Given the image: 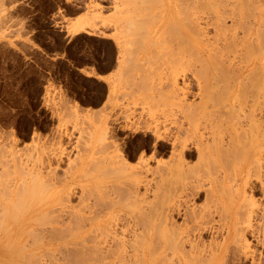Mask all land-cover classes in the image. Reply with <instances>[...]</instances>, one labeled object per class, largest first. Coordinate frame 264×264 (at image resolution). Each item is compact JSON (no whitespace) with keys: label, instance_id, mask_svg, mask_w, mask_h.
I'll return each mask as SVG.
<instances>
[{"label":"rangeland","instance_id":"374dc122","mask_svg":"<svg viewBox=\"0 0 264 264\" xmlns=\"http://www.w3.org/2000/svg\"><path fill=\"white\" fill-rule=\"evenodd\" d=\"M70 1L0 0V171L5 169L4 177L11 178L8 201L20 198L14 222L13 215L8 222L7 217L2 218V226L11 225L0 228V264H209L211 243L222 244L232 225L245 234L253 255H245L229 242L223 264H264V0H212L215 7L205 0L209 11L202 6L203 0H88V15L67 25L72 34L86 31L74 40L72 62L85 58L115 68L108 80L106 105L93 112L79 111L76 103L64 99L61 90L56 98L50 97L49 86L44 98L40 97L49 75L60 79L71 95L92 103L105 93L102 83L79 75L64 60L44 57L34 47L38 41L48 49H60L63 32L56 31L58 21L51 15ZM100 2L108 5L103 7ZM123 25L127 26L125 34L120 32ZM127 60L135 64L131 66ZM211 95L215 96L212 103ZM237 105L244 107L241 112ZM251 122L253 131L249 130ZM245 128L249 134L244 133ZM103 133L109 136L105 139ZM233 136L237 140L234 146L230 143ZM119 146L128 169L119 161ZM196 146H207L201 150H207L204 155L209 152L210 157L198 154ZM181 149L185 153L180 156ZM214 149L227 151L220 154ZM33 170L37 180L30 177L35 175ZM26 176L30 180L26 178L25 184ZM13 177L17 179L13 181ZM130 179L141 180L136 183L138 192L130 191V183L126 185L134 182ZM1 184L0 180L4 190L6 182ZM22 184L33 190L23 191L26 186L21 188ZM17 188L24 192L21 197L15 193ZM3 195L0 192V204L7 202ZM246 212L251 214L250 222ZM74 216L78 222L73 221ZM188 239L199 241L198 246L192 249L194 242L190 244ZM119 240H124L121 248L116 247L121 245ZM171 243L183 247L174 248ZM76 246L78 252L72 251Z\"/></svg>","mask_w":264,"mask_h":264},{"label":"bare ground","instance_id":"6f19581e","mask_svg":"<svg viewBox=\"0 0 264 264\" xmlns=\"http://www.w3.org/2000/svg\"><path fill=\"white\" fill-rule=\"evenodd\" d=\"M196 1H197V0H196ZM203 1H204L205 4H202V6H205V8L209 11V7H208L209 3L206 4V2H208V1H205V0H203ZM203 1H202L201 3H203ZM210 1L213 2L212 0H210ZM133 2H134V1H133ZM223 2H224V1H223ZM138 3H139V2H138ZM185 3H186V2H185ZM199 3H200V2H199ZM213 3H214V2H213ZM213 3H212L211 5H213ZM256 4H257V3H256ZM215 5H216V4L214 3V7H215ZM143 6H144V5H143ZM206 6H207V7H206ZM209 6H210V5H209ZM231 6H232V5H231ZM231 6H230V7H231ZM196 8L198 9V7H196ZM211 8H212V6H211ZM132 9H133V8H132ZM136 9L139 10L140 8H139V9L136 8ZM146 9H147V8H146ZM199 9H200V8H199ZM201 9H202V8H201ZM143 10H144V9H143ZM202 10H203V9H202ZM202 10H201V12H202ZM212 10H213V8H212ZM125 12H126V11H125ZM127 12H128V11H127ZM134 12H136V11H134ZM137 12L140 13L139 11H137ZM141 12H142V11H141ZM143 12H144V11H143ZM204 12H205V11H204ZM212 12H213V11H212ZM228 12H229V11H227V13H228ZM210 14H211V13H210ZM244 14H245V13H244ZM181 15H182V14H181ZM213 16H214V15H213ZM213 18H214V17H213ZM220 18H221V19H220ZM220 18H219V19L222 20V17H220ZM237 18H238V17H237ZM141 19H142V18H141ZM225 19H226V18L224 17V20H225ZM232 19H234V18H232ZM243 19H244V18H243ZM127 20H128V19H127ZM133 20H134V19H132V20H128V21H132V22H133ZM156 20H157V19H156ZM215 20H216V19H215ZM128 21H126V22H128ZM211 21H212V20H211ZM244 21H245V20H244ZM214 22H215V21H214ZM220 22H221V21H220ZM220 22H219V25H220ZM241 22H242V21H241ZM145 23H147V22H145ZM151 23H152V22H151ZM215 23H216V22H215ZM130 24L133 25V23H129V25H130ZM210 24H211V22H210ZM222 24H224V22H223ZM250 24L253 25V23H250ZM250 24H249V30L253 28L252 25H250ZM259 24H260V22H259ZM263 24H264V23H263ZM131 25H130V27H132ZM141 25H142V24H141ZM141 25H139V26H141ZM219 25H218V26H219ZM214 26H215V25H214ZM218 26H217V28H218ZM250 26H251L252 28H250ZM143 27H144V26H143ZM222 27L224 28L225 25L222 26ZM121 28H122V27H121ZM121 28H120V32H122V33L124 32V34H125V31L127 30V26H124V25H123V29H121ZM197 28H198V27H197ZM125 29H126V30H125ZM143 29H144V28H143ZM199 29H201V28H199ZM215 29H216V28H215ZM247 29H248V28H247ZM122 30H123V31H122ZM166 30H168V29H166ZM166 30H165V32L168 33V31H166ZM219 30H220V29H219ZM222 30H223V29H222ZM226 30H227V29H226ZM244 30H245V29H244ZM76 31H77V30H76ZM138 31H139V30H138ZM216 31H217V30H216ZM220 31H221V30H220ZM224 31H225V29H224ZM139 32H140V31H139ZM246 32H247V31H246ZM249 32H250V31H249ZM131 33H132V32H131ZM201 33H202V32H201ZM203 33H204V32H203ZM261 33H262V32H261ZM124 34H123V35H124ZM134 34H135V33H134ZM120 35H121V34H120ZM236 35H237V34H236ZM236 35H235V36H236ZM118 36H119V35H118ZM124 36H125V35H124ZM130 36H131V35H130ZM132 36H133V33H132ZM198 36H199V35H198ZM248 36H249V35H248ZM120 37H121V36H120ZM126 37H127V36H125V38H126ZM122 38H123V37H122ZM231 38H232V37H231ZM252 38H253V37H252ZM227 39H228V38H227ZM124 40L126 41V39H123V41H124ZM241 40H242V39H241ZM248 40H249V39H248ZM227 41H228V40H227ZM253 41H254V43H255V40H253ZM253 41H252V42H253ZM260 41H261V40H260ZM161 42H162V41H161ZM235 42H236V41H234L232 44L234 45ZM244 42H245V41H244ZM125 44H126V43H125ZM227 44H228V43H227ZM232 44H231V45H232ZM235 44H236V43H235ZM245 44H246V43H245ZM241 45H242V44H241ZM245 46H246V45H245ZM260 46H261V45H260ZM216 47H217V46H216ZM232 47H233V46H232ZM249 47H250V46H249ZM261 47H262V46H261ZM212 48H213V47H212ZM224 48H226V47H224ZM234 48H235V47H234ZM259 48H260V47H259ZM259 48H258V52H260V54H261V51H260ZM263 48H264V47H263ZM214 49H217V48H214ZM245 49H246V48H245ZM217 50H220V49H217ZM234 50H235V49H234ZM250 50H252V49H249V51H250ZM262 50H263V49H262ZM127 51H128V50H127ZM134 51H135V50H134ZM221 51H222V50H221ZM226 51H227V49L225 50V52H226ZM249 51H248V52H249ZM263 51H264V50H263ZM263 51H262V53H264ZM131 52H132V54H131ZM225 52H224V53H225ZM235 52H236V51H235ZM216 53H218V52H216ZM228 53H229V52H228ZM249 53H250V52H249ZM251 53H252V52H251ZM253 53H254V52H253ZM127 54H128V53H127ZM129 54L131 55L130 57H132L134 53H133V51H129ZM211 54H212V53H211ZM214 54H215V53H214ZM219 54H220V53H219ZM219 54H217L216 56H219ZM254 54H255V53H254ZM251 55H252V54H251ZM224 56H225V55H224ZM247 56H248V57H251L249 54H247ZM212 57H213V56H212ZM231 57H232V56H231ZM242 57H243V56H242ZM128 58H129V57H128ZM132 58H133V57H132ZM214 58H215V55H214ZM215 59H216V58H215ZM229 59H230V58H229ZM241 59H242V58H241ZM136 60H137V58H136ZM217 60H218V58H217ZM220 60H221V59H220ZM127 61H129V60H127ZM134 61H135V60H134ZM227 61H228V60H227ZM129 62H130L129 65L131 64V66H133V63H134V62H133L132 60L129 61ZM137 62H138V61H137ZM224 62H225V61H224ZM240 62H242V61H240ZM134 64H135V63H134ZM226 64H228V63H226ZM258 64H259V62H258ZM123 66H124V65H123ZM136 66H137V65H136ZM225 66H226V65H225ZM245 66H246V65H245ZM126 67L129 68L128 65H127ZM203 67H204V66H203ZM203 67H202V68H203ZM226 67H227V66H226ZM240 67H241V66H240ZM131 68H132V67H131ZM138 68H139V67H138ZM140 68H141V67H140ZM231 68H232V67H231ZM243 68H244V67H243ZM259 68H262V67H259ZM259 68H258V70H259ZM205 69H206V68H205ZM205 69H204V71H205ZM256 69H257V67H256ZM142 70H143V68H142ZM204 71H203V72H204ZM203 72H202V73H203ZM244 72H245V71H244ZM258 72H259V71H258ZM212 73H213V72H212ZM240 73H241V72H240ZM235 74H236V73H235ZM203 75L205 76L206 74L203 73ZM207 75H208V74H207ZM213 76H214V75H213ZM213 76H212V77H213ZM225 76H226V75H225ZM225 76H224V77H225ZM236 76H237V75H236ZM218 77H219V76H218ZM226 77H227V76H226ZM229 77H230V75H229ZM229 77H228V78H229ZM215 78H216V77H215ZM215 78H214V79H215ZM230 78H231V77H230ZM206 79H207V78H206ZM214 79H213V80H214ZM216 79H217V78H216ZM219 79H220V78H219ZM221 79H222V78H221ZM225 79H226V78H225ZM259 79H260V78H259ZM261 79H262V78H261ZM213 80H212V81H213ZM217 80H218V79H217ZM232 80H234V79H232ZM241 80H243V79H241ZM255 80H256V79H255ZM205 81H207V80H205ZM214 81H216V80H214ZM220 81L222 82V80H220ZM228 81H230V80H228ZM228 81H227V82H228ZM261 81H262V80H261ZM217 82H218V81H217ZM232 82H233V81H232ZM109 83H111V82L109 81ZM208 83H209V82H208ZM224 83H225V82H224ZM242 83H243V86L245 87L244 82H242ZM242 83H241V84H242ZM256 83H258L260 86H262V85L260 84V82H256ZM214 84H215V83H214ZM231 84H232V83H231ZM222 85H223V84H222ZM239 85H240V84H239ZM246 85H247V84H246ZM216 86H217V84H216ZM218 86H219V85H218ZM230 86H231V85H230ZM241 86H242V85H241ZM208 87H209V86H208ZM219 87H220V86H219ZM219 87H218V88H219ZM233 87H234V85H233ZM233 87H231V88L233 89ZM244 87H241V88H244ZM248 87H249V86H248ZM256 87H257V85H256ZM258 87H259V86H258ZM212 88H215V86L212 87ZM221 88H222V87H221ZM239 88H240V86H239ZM222 89H223V88H222ZM220 90H221V89H220ZM230 90H231V89H230ZM242 90H244V89H242ZM242 90H241V91H242ZM245 90H246V88H245ZM255 90H256V89H255ZM258 90L260 91V89H258ZM215 91H216V90H215ZM225 91H226V89H225ZM239 91H240V90H239ZM226 92L228 93L229 90H227ZM243 92H244V91H242V93H243ZM263 92H264V90H263ZM238 93H239V92H238ZM240 93H241V92H240ZM242 93H241V94H242ZM245 94H246V93H245ZM245 94L243 93V95H245ZM224 95H225V94H224ZM238 95H239V97H241L240 94H238ZM212 96H214V95H211V97L209 98V99H210L209 101H210L211 103L213 102V100H212L213 97H212ZM245 96H246V95H245ZM214 97H215V96H214ZM225 97H226V95H225ZM227 97H228V95H227ZM234 97L236 98V95H235ZM244 98H245V97H244ZM249 98H250V97H249ZM227 99H228V98H227ZM240 99H241V98H240ZM240 99H239V100H240ZM242 99H243V98H242ZM242 99H241V101H242ZM252 99H253V98H252ZM202 100H203V99H202ZM211 100H212V101H211ZM214 100H215V99H214ZM235 100L237 101V99H235ZM246 100H247V99H246ZM209 101H208V102H209ZM243 101H245V100H243ZM243 101H242V102H243ZM203 102H204V101H203ZM215 102H216V100H215ZM215 102H214V103H215ZM225 103H226V102H225ZM227 103H229V102L227 101ZM234 103H235V102H234ZM236 103H237V102H236ZM245 103H246V102H245ZM248 103H249V102H248ZM251 103H252V102H251ZM188 104H189V103H188ZM205 104H206V103H205ZM215 104H216V106H217V103H215ZM229 105H230V104H229ZM239 105L242 106L243 104H242V105L239 104ZM239 105H237L236 107H238ZM249 105H250V103H249ZM252 105H253V104H252ZM189 106L191 107L192 105H189ZM194 106H195V104H194ZM218 106H220V105H218ZM225 106L227 107L226 104H225ZM225 106H223V107H225ZM243 106H244V105H243ZM78 107H79V106H78ZM187 107H188V106H187ZM202 107H203V106H202ZM202 107H199V108H202ZM210 107H211V106H210ZM212 107H213V106H212ZM214 107H215V106H214ZM230 107H231V106H230ZM244 107H245V106H244ZM244 107H240V108H244ZM252 107H253V106H252ZM256 107H258V106H256ZM206 108H209V107H206ZM217 108H218V107H217ZM232 108L234 109L233 111L236 113L235 108H234V107H232ZM240 108L238 107V109H240ZM203 109H204V108H203ZM221 109H222V106H221ZM221 109H220V110H221ZM223 109H224V108H223ZM238 109L236 108V110H238ZM246 109H247V108H246ZM216 110H217V109H215V111H216ZM220 110L218 109L219 112H220ZM230 110L232 111V109H230ZM250 110H251V109H250ZM253 110H255V108H254ZM206 111H207V110H206ZM206 111H205V113H206ZM210 111H213V110H210ZM223 111H224V110H223ZM228 111H229V110H228ZM231 111H230V112H231ZM233 111H232V112H233ZM251 111H252V110H251ZM90 112H91V111H90ZM92 112H93V111H92ZM208 112H209V110H208ZM213 112H214V111H213ZM219 112H218V113H219ZM221 112H222V111H221ZM234 112H233V114H235ZM238 112H239V110H238ZM240 112H241V109H240ZM248 112H249V111H248ZM253 112H255V111H252V113H253ZM214 113H215V112H214ZM210 114H211V113H210ZM215 114H216V113H215ZM222 114H223V113H222ZM233 114H232V115H233ZM245 114H246V113H245ZM206 115H208V114H206ZM237 115H239V117H240L241 114H235L236 117H237ZM210 116H211V115H209V117H210ZM244 116H245V115H244ZM212 117H213V116H212ZM218 117H219V116H218ZM233 117H234V116H233ZM233 117H232V118H233ZM239 117H238V118H239ZM245 117H246V116H245ZM248 117L250 118L249 114H248ZM257 117H258V116H257ZM213 118H214V117H213ZM220 118H221V114H220ZM220 118H218L217 121H219V122L221 123V121H220L221 119H220ZM203 119H204V118H203ZM233 119H234V118H233ZM207 120H208V119H207ZM237 121H238V119H237ZM239 121H240V119H239ZM211 122H212V121H211ZM240 122H241V121H240ZM225 123H226V122H225ZM237 123H238V122H237ZM243 123H244V122H243ZM216 124H217V123L214 122V126H215V127H217ZM223 124H224V123H223ZM223 124H222V127H221V128H223V126H224ZM234 124H235V123H234ZM261 124H262V123H261ZM212 125H213V124H212ZM225 125L227 126V123H226ZM250 125H251V126H250L251 128L249 127V128H250V129L248 128L249 130L252 129V125H253L252 122H251ZM219 126H220V125H218V127H219ZM226 126H225V127H226ZM231 126H232V125H231ZM245 126H246V125H245ZM254 126H255V125H254ZM246 127H247V126H246ZM257 128H258V127H257ZM246 129H247V128L244 129V130H245L244 133H246ZM254 129H255V128H254ZM258 129H259V128H258ZM216 130H219V129H216ZM240 130H241V128H240ZM249 130H247V131H249ZM263 130H264V129H263ZM210 131L212 132L211 128H210ZM229 131H230V130H229ZM252 131H253V129H252ZM258 131H260V132H258V134H259V133L261 134V132H262L261 129L258 130ZM105 132H106L107 134H109L107 131H105ZM221 132H222V130H221ZM242 132H243V130H242ZM223 133H225V132L223 131ZM240 133H241V132H240ZM244 133H243V135H244ZM103 134L106 135V136H105V139L107 138V136H109V135H107V134H105V133H103ZM103 134H102V137H103ZM238 134H239V133H238ZM246 134H249V133L247 132ZM260 134H259V135H260ZM239 135H240V134H239ZM212 136H213V134H212ZM220 136H221V134H220ZM230 136H232V135H230ZM234 136L236 137V135H234ZM234 136L232 137L233 140L231 139V142H230L233 146H234L235 142L237 141L236 138H235ZM240 136H241V135H240ZM248 136H249V135H248ZM255 136H257V135H255ZM158 137H159V136H158ZM246 137H247V136H245L244 139L241 137V140H242V139L245 140ZM108 138H109V137H108ZM178 138H179V137H178ZM180 138H181V137H180ZM221 138H222V137H221ZM221 138H218V140L221 139ZM248 138H252V139H253V137H251V136H249ZM162 139H163V137H162ZM212 139H213V138H212ZM214 139H215V138H214ZM214 139H213V140H214ZM234 139H235V141H234ZM246 139H247V138H246ZM163 140H165V139H163ZM168 140H170V139H168ZM168 140H167V141H168ZM174 140H175V139H174ZM250 140H251V139H250ZM250 140H248V141H250ZM261 140H262V138H261ZM10 141H11V140H10ZM178 141H179V140H178ZM198 141H199V140H198ZM228 141H229V139H228ZM248 141H247V142H248ZM254 141H255V140H254ZM171 142H172V139H171ZM218 142H219V141H218ZM221 142H222V141H221ZM244 142H245V141H244ZM250 142H251V141H250ZM250 142H249V143H250ZM15 143H16V142H15ZM104 143H105V142H104ZM205 143H206V142H205ZM230 143H229V144H230ZM241 143H242V142H241ZM0 144H1V143H0ZM105 144H106V143H105ZM173 144H174V141H173ZM219 144H220V142H219ZM258 144L261 145V143H258ZM2 145H3V143H2ZM118 145H119V144H118ZM203 145H204V143H203ZM212 145H214V144L211 143L210 146H212ZM240 145H241V144H240ZM175 146H176V144H175ZM175 146H174V147H175ZM184 146H186V145H184ZM184 146H183V147H184ZM199 146H200V144H199ZM199 146H198V147L196 146V149H197V151H198V154H200V152H203V156H206V155L209 156V154H208L209 152H207V154L204 155V154H205L204 152L207 151V150L202 151V150H204L207 146H206V147L203 146L204 148H203L202 146H201L202 148L199 147ZM210 146H209V147H210ZM226 146H227V145L225 144V147H226ZM237 146L239 147V144H238V145L236 144V147H237ZM0 147L2 148L1 145H0ZM112 147H113V146H112ZM115 147H117V145H116ZM194 147H195V146H194ZM209 147H208V149H210ZM212 147L215 148L214 146H212ZM212 147H211V148H212ZM218 147H219V146H218ZM220 147H221V146H220ZM220 147H219V148H220ZM260 147H261V146H260ZM4 148H5V147L3 146V150H4ZM121 148H122V147H121ZM176 148H177V147L174 148L175 151H176ZM213 148H212V149H213ZM216 148H217V147H216ZM223 148H224V147H221V149H223ZM115 149H116V148H114V150H115ZM188 149H189V148H188ZM191 149H192V148H191ZM196 149H195V150H196ZM201 149H202V150H201ZM225 149H226V148H225ZM0 150H1V149H0ZM12 150H13V149H12ZM121 150H122V149H121ZM121 150H120V146H119V148H118V150H117V151H118V157H120V160H119V161L122 163L123 166H125V169H126V168L128 169V167H126L127 164H125V163H127V158L125 157L124 153H123ZM214 150H215V149H214ZM217 150H218V149H217ZM217 150H215V151H217ZM5 151H6V150H5ZM112 151H113V150H112ZM209 151H211V149H210ZM225 151H227V150H223V151H221V152L223 153V152H225ZM1 152H2V151H1ZM1 152H0V153H1ZM217 152H218V151H217ZM221 152H218V153L221 154ZM5 153H6V152H5ZM113 153H114V152H113ZM178 153H179L180 156H181V155H182L183 153H185V152H184L183 149H181L180 152L178 151ZM213 153H214V152H212V155H215V153H214V154H213ZM2 154H3V153H2ZM6 154H7V153H6ZM15 154H16V153H15ZM116 154H117V153H116ZM173 154H175V153H173ZM225 154L228 155V153H225ZM201 155H202V154H201ZM223 155H224V154H223ZM180 156H179V157H180ZM224 156L226 157V155H224ZM115 157L118 158L117 155H116ZM209 157H210V156H209ZM220 157H222V156H220ZM227 157H228V156H227ZM183 158H185V157H183ZM201 158H202V157H201ZM222 158H223V157H222ZM258 158H259V157H258ZM0 159H1V158H0ZM175 159H176V158L174 157V160H175ZM223 159H224V158H223ZM16 160H18V159H16ZM176 160H177V159H176ZM128 161H129V160H128ZM179 161H180V159H179ZM214 161H216V160H214ZM0 162H1V160H0ZM2 162H3V161H2ZM6 162H8V161H5V163H6ZM5 163H3V165H5ZM8 163H9V162H8ZM181 163H182V161H181ZM257 163H258V162H257ZM0 164H1V163H0ZM145 164L147 165V163H145ZM178 164H179V163H178ZM9 165H10V164H9ZM9 165H8V166H9ZM5 166H7V163H6ZM8 166H7V167H8ZM176 166H177V165H176ZM16 167H17V166H16ZM18 167H20V165H18ZM121 167H122V166H121ZM130 167H132V166H130ZM163 167H164V166H163ZM0 168H1V167H0ZM122 168H123V167H122ZM135 168H136V167H135ZM2 169H3V168H2ZM11 169H12V168H11ZM132 169H133V168H132ZM182 169H183V167H182ZM253 169H254V168H253ZM130 170H131V169H130ZM256 170H257V169H256ZM1 171H3V172H1ZM1 171H0V173L3 174L2 177L6 176V174H5V173H6V172H5V169H3V170H1ZM11 171H12V170H11ZM34 171H35V170H33V173L36 172V171H35V172H34ZM38 171H39V170H38ZM44 171H45V170H44ZM55 171H56V170H55ZM125 171H126V170H125ZM127 171H128V170H127ZM136 171H137V170H136ZM30 172H31V174H32V171H29L28 174H30ZM107 172H108V171H107ZM131 172H132V171H131ZM131 172H130V173H131ZM140 172H141V171H140ZM26 173H27V172H26ZM4 174H5V175H4ZM31 174H30V175H31ZM53 174H54V173H53ZM248 174H249V173H248ZM135 175H136V174H135ZM258 175H259V174H258ZM0 176H1V175H0ZM27 176H28V175H27ZM27 176L24 177L25 179L22 178V180L24 179L22 182H24L25 184H26L27 181H28L27 179H29V178H28L29 176H28V177H27ZM32 176H34V177H32ZM39 176H40V174H39ZM54 176H55V175H54ZM256 176H257V175H256ZM2 177L0 178L1 183L3 184L4 181H5V182H6V187H3L4 190L2 189V187H0V188H1V189H0V192L3 191L4 194L6 195V194L8 193L7 190H8V191H11V190H12V189H11L12 187H11V185H10V188L8 187V186H9V184H8V180H9V179H8L7 177H4V178H7V181H6V179H3ZM30 177L35 178L34 180H37V179H38V174L35 173V175L33 174V175H31ZM26 178H27V179H26ZM32 178H31V180H32ZM2 179H3V181H2ZM13 179H14V177H13ZM15 179H17V178L15 177ZM15 179H14L13 181H15ZM246 179H247V178H246ZM10 180H11V178H10ZM10 180H9V181H10ZM25 180H27V181H25ZM29 180H30V179H29ZM41 180H42V179H41ZM130 180H131V179H130ZM16 181H18V180H16ZM44 181H45V180H44ZM131 181H134V180L132 179ZM137 181H138V180H136V181H134V182H129V181H128V182L126 183V185H128V184L130 183V185H128L129 187L132 186L131 189L128 188V189H130V191H132V189H134L135 192H138V191H137L138 187H137V185H136ZM139 181H141V180H139ZM139 181H138V182H139ZM38 182L40 183V182H42V181H38ZM9 183L12 184L13 182H12V183L9 182ZM24 183H23V184H24ZM39 183H38V184H39ZM2 184H1V185H2ZM18 184H21V183L19 182ZM18 184H17V187H18ZM23 184H22V185H23ZM124 184H125V183H124ZM7 185H8V186H7ZM12 185H13V184H12ZM22 185H21V188H23L24 186H26V187H25L26 189H25V188L22 189V190L25 191V192H28V191H30V190H31V191L33 190V188L31 189V187H30V189H28L29 187H27V185H23V186H22ZM146 185H147V184H146ZM2 186H4V184H3ZM34 186H35V185H34ZM19 187H20V185H19ZM69 187H70V186H69ZM7 188H8V189H7ZM14 188H15V186H14ZM5 189H6V190H5ZM10 189H11V190H10ZM13 190H14V189H13ZM22 190H20V192H19V190H18V188H17V190H16V192H15L16 195H17V194H20V197H21L22 194H24V192H23ZM126 190H127V189H126ZM134 190H133V191H134ZM31 191H30V192H31ZM128 191H129V190H128ZM2 194H3V193H2ZM2 194H1V196H2ZM67 194H68V193H67ZM137 194H138V193H137ZM139 194H140V193H139ZM139 194H138V196H140ZM198 194H199V193H198ZM5 195H3V196H4V200L7 199V200H6L7 202H6V203H5V202H3V203L1 202L2 205L0 204L1 207L3 206V207L1 208L2 210L0 211V228L4 227V226H2V225H4V224H3L4 219H2L3 217H5V218L7 217V219H6V221H7V220H8V216L13 215V216H12V221H13V217L15 216L16 211L18 210V207H19V204H20V203H19L20 198H18V196H16L17 199H15V201H14V199H13V201H8V198H9L10 196H7V195L5 196ZM8 195H10V193H9ZM12 196H13V195H12ZM64 196H65V195H64ZM233 196H234V195H233ZM134 197H135V196H134ZM136 197H137V196H136ZM136 197H135V198H136ZM1 198H2V197H1ZM14 198H15V197H14ZM68 198H69V196H68ZM2 200H3V199H2ZM17 200H18V201H17ZM79 200H80V199H79ZM250 201H252V200H250ZM113 202H114V201H113ZM247 202H248V201H247ZM250 203H251V202H250ZM253 203H254V202H253ZM97 205H98V204H97ZM246 205H247V204H246ZM246 205H245V206H246ZM89 206H90V205H89ZM91 206H92V205H91ZM20 207H21V205H20ZM246 207L249 208L250 206H246ZM87 208H88V207H87ZM87 208H86V209H87ZM92 208H93V207H92ZM254 208H255V207H254ZM254 208H253V210H254ZM88 209H89V208H88ZM249 209H250V208H249ZM171 210H172V209H170L169 211H171ZM82 211H83V210H82ZM225 211H226V210H225ZM22 212H23V211H22ZM171 212H172V211H171ZM237 212H238V211H237ZM252 212H253V211H252ZM68 213H69V211H68ZM71 213H72V212H71ZM173 213H174V212H173ZM253 213H254V212H253ZM21 214H22V213H21ZM169 214H170V213H169ZM171 214H172V213H171ZM171 214H170V215H171ZM238 214H239V213H238ZM255 214H256V213H255ZM17 215H18V214H17ZM72 215H73V214H72ZM79 215H80V213H78V217H79ZM81 215H82V214H81ZM99 215H100V214H99ZM167 215H168V214H167ZM170 215H169V216H170ZM249 215H251V214H250L249 212H246V219H247V221L250 220V217H251V216L249 217ZM21 217L23 218V215H22ZM71 217H73V216H71ZM75 217H76V216H74V218H75ZM82 217H83V216H82ZM82 217H80V218H82ZM84 217H85V215H84ZM145 217H146V216H145ZM170 217H171L172 220H173L174 217H173V216H170ZM252 217H253V215H252ZM15 218H16V217H15ZM37 218H38V217H37ZM89 218H90V220H91V217H89ZM93 218H94V217H93ZM95 218H97V217H95ZM146 218H147V217H146ZM84 219H85V218H82V221H83ZM86 219H87V218H86ZM97 219H98V218H97ZM236 219H237V218H236ZM238 219H239V218H238ZM16 220H17V219H16ZM18 220H19V219H18ZM22 220H23V219H22ZM36 220H37V219H36ZM74 220L78 222V221H79V218H78V220H77V217H76V219H73V221H74ZM95 220H96V219H95ZM148 220H150V219H148ZM148 220H147V221H148ZM9 221H10V223H11V220H10V219H9ZM71 221H72V220H71ZM84 221H85V220H84ZM88 221H89V220H88ZM234 221H235V220H234ZM240 221H241V220H240ZM7 222H8V221H7ZM13 222H14V221H13ZM232 222H233V221H232ZM232 222H231V223H232ZM236 222H237V221H236ZM244 222H245V221H244ZM249 222H250V221H249ZM10 223H8V224H10ZM65 223H66V221H65ZM69 223H70V222H69ZM81 223H82V222H81ZM85 223H86V221H85ZM167 223H168V222H167ZM169 223H170V222H169ZM171 223H172V221H171ZM12 224H15V223H12ZM20 224L22 225V224H23V221H22V223L20 222ZM71 224H72V223H70V225H71ZM173 224H175V223H173ZM239 224H240V223H239ZM241 224H242V223H241ZM10 225H11V224H10ZM10 225L8 226V225L6 224V226H8V227H4V230H5L6 228H9ZM16 225H17V224H16ZM16 225H15V226H16ZM72 225H73V224H72ZM77 225H78V224H77ZM87 225H88V224H87ZM108 225H109V224H108ZM234 225H235V224H234ZM19 226H20V225H19ZM81 226H82V225H81ZM93 226H94V225H93ZM93 226H92V227H93ZM106 226H107V225H106ZM174 226H175V225H174ZM237 226H238V225H237ZM244 226H245V225H244ZM16 227H17V226H16ZM20 227H21V226H20ZM94 227H95V226H94ZM94 227H93V228H94ZM96 227H99V226H96ZM96 227H95V228H96ZM103 227H104V226H103ZM108 227H109V226H108ZM18 228H19V227H18ZM69 228H70V227H69ZM101 228H102V227H101ZM101 228H100V229H101ZM109 228H110V227H109ZM173 228H174V227H173ZM176 228H177V226H176ZM187 228H188V227H187ZM187 228H186V229H187ZM203 228H204V227H203ZM211 228H212V227H211ZM241 228H242V227H241ZM252 228H253V227H252ZM16 229H17V228H16ZM20 229H21V228H20ZM20 229H17V230H20ZM35 229H36V227H35ZM65 229H66V228H65ZM71 229H72V228H71ZM76 229H77V228H76ZM82 229H83V228H81V230H82ZM100 229H99V230H100ZM102 229H104V228H102ZM183 229H184V228H183ZM200 229H201V228H200ZM55 230H56V229H55ZM69 230H70V229H69ZM107 230H108V229H107ZM172 230H173V235L176 234V235H175V237H176V236L178 235V232L175 231L174 229H172ZM184 230H185V229H184ZM14 231H16V230H14ZM28 231H29V230H28ZM28 231H27V232H28ZM67 231H68V230H67ZM73 231H74V229H73L71 232L73 233ZM76 231H77V230H76ZM76 231H75V232H76ZM100 231H101V230H100ZM108 231H110V230H108ZM149 231H150V230H149ZM149 231H148V232H149ZM178 231H180V228L178 229ZM187 231H188V230H187ZM244 231H245V230H244ZM251 231H252V229H251ZM24 232H25V231H24ZM77 232H78V231H77ZM91 232H92V231H91ZM95 232H96V231H95ZM95 232H94V233H95ZM111 232H112V231H111ZM133 232H134V231H133ZM7 233H8V231H7ZM19 233H21V232H19ZM113 233H114V232H113ZM9 234H10V233H8V235H9ZM14 234H15L14 236H16V233H14ZM74 234H75V233H74ZM74 234H73V235H74ZM76 234H77V233H76ZM105 234H106V233H105ZM144 234H145V235L147 234V235L149 236L150 233L145 232ZM144 234H143V235H144ZM158 234H159V233H158ZM184 234H185V233H184ZM192 234H193V233H192ZM192 234H191V235H192ZM0 235H1V234H0ZM10 235H12V234H10ZM19 235H20V234H19ZM19 235H18V236H19ZM36 235H37V234H36ZM96 235H98V234H96ZM107 235H108V234H107ZM114 235H115V234H114ZM170 235H172V234H170ZM182 235H183V233H182ZM182 235H181V236H182ZM189 235H190V233H189ZM189 235H188V236H189ZM38 236H39V235H38ZM43 236H44V235H43ZM70 236H71V234H70ZM87 236H88V235H87ZM93 236H95V235H93ZM138 236H139V235H138ZM155 236L157 237L158 235H155ZM178 236H179V235H178ZM186 236H187V234H186ZM192 236H193V235H192ZM2 237H3V236H2ZM5 237H6V236H5ZM41 237H42V236H41ZM88 237H91V235L88 236ZM159 237H160V236H159ZM183 237H184V236H183ZM189 237H190V236H189ZM9 238H10V237H9ZM11 238H12V237H11ZM19 238H20V237H19ZM34 238H35V237H34ZM38 238H39V237H38ZM67 238H68V236H67ZM140 238H141V237H140ZM223 238H224V237H223ZM17 239H18V238H16V240H17ZM87 239H88V238H86V240H87ZM136 239H138L137 236H136ZM141 239H142V238H141ZM147 239H148V238L146 237V240H147ZM156 239H157V238H156ZM156 239H155V240H156ZM170 239H171V237H170ZM178 239H181V238H178ZM193 239H194V238H193ZM6 240H7V239H6ZM86 240H85V241H86ZM91 240H92V239H91ZM101 240H102V239H101ZM134 240H135V238H134ZM138 240H139V239H138ZM142 240H143V239H142ZM158 240H159V238H158ZM171 240H172V239H171ZM171 240H170V242H172ZM174 240H176V239H174ZM182 240H185V239L182 238ZM70 241H71V240H70ZM70 241H69V242H70ZM93 241H94V240H93ZM95 241H96V240H95ZM120 241H121V242H120ZM160 241H161V239H160ZM177 241H178V240H177ZM188 241H189V242H190V241H191V242H194L192 245H190V246L192 247V249L194 248V246H196V245L198 246L197 242H199V241L195 242V241H192V240H189V239H188ZM69 242H67V243H69ZM77 242H78V241H77ZM77 242H76V243H77ZM97 242H98V240H97ZM119 242H120L121 245L118 244V245H120V246H116L117 248H119V247L121 248L122 245H124V240H119L118 243H119ZM132 242H133V241H132ZM139 242H140V241H139ZM139 242H138V243H139ZM175 242H176V241H175ZM191 242H190V244H191ZM229 242H232V243L236 244V245L239 247V249H240L245 255H248V256L250 255V257H251V255H253V250L251 249L250 243H249L248 239L246 238L245 234L242 233V232L240 231L239 228L236 229V226H233V225H232V226H229V227L227 228V235H226V237H225V239H224V242H223L222 244H221V243H220V244H219V243H215V242H214L213 244L211 243L210 248H211L212 250L210 251V257H209V259H208V263H209V264H223V261H224V260H223V257H224V254H225L226 251H227V247H228V245H229ZM71 243H72V242H71ZM74 243H75V242H74ZM74 243H72V244H74ZM126 243H127V242H126ZM141 243H142V242H141ZM141 243H140V244H141ZM159 243H160V242H159ZM173 243H174V241H173ZM173 243H171V244L173 245ZM179 243H183V241H181V242H179ZM99 244H100V243H99ZM133 244H134V243H133ZM140 244H139V245H140ZM146 244H147V242H146ZM152 244H153V243H152ZM29 245H30V244H29ZM78 245H80V243H79ZM82 245H83V243H82ZM82 245H81L80 247L83 248ZM115 245H116V244H115ZM134 245H135V244H134ZM134 245H132V246H134ZM139 245L136 246V248H138ZM141 245H142V244H141ZM176 245H177V246H176ZM176 245H173V247H174V248H175V247H178L179 249H180V247H183L182 244H181V246H180V244H179V245L176 244ZM86 246H88V245H86ZM89 246H90V245H89ZM130 246H131V245H130ZM205 246H206V245H205ZM205 246H203V247H201V248L204 249ZM96 247H97V246H96ZM134 247H135V246H134ZM134 247H133V248H134ZM159 247H160V246H159ZM173 247H171V249H173V251H174V248H173ZM199 247H200V246H199ZM208 247H209V246H208ZM208 247H207V248H208ZM71 248H72V247H71ZM77 248L79 249V247L76 246V248L74 247V249H71V250H72V251H73V250H74V251L76 250V251L78 252V249H77ZM84 248H85V246H84ZM91 248H92V247H91ZM93 248H94V247H93ZM93 248H92V249H93ZM108 248H109V247H108ZM123 248H125V247H123ZM128 248H129V247H128ZM142 248H144V246H143ZM17 249H18V248H17ZM58 249H60V248H58ZM58 249H57V250H58ZM87 249H88V248H87ZM87 249H86V250H87ZM150 249H151V248H150ZM152 249H153V248H152ZM167 249H168V245H167ZM171 249H170V250H171ZM179 249H178V250H179ZM194 249H195V248H194ZM69 250H70V249H69ZM80 250H81V249H80ZM80 250H79V251H80ZM86 250H85V251H86ZM94 250H95V248H94ZM109 250H110V249H109ZM121 250H122V249H121ZM123 250H124V249H123ZM88 251H89V250H88ZM88 251H86V252H88ZM98 251H99V250H98ZM101 251H102V248H101ZM104 251H105V250H104ZM104 251H103V252H104ZM116 251H118V250H116ZM136 251H137V250H136ZM191 251H192V250H191ZM58 252H59V251H58ZM70 252H71V251H70ZM70 252H69V254H70ZM80 252H81V251H80ZM80 252H79V253H80ZM82 252H84V251H82ZM96 252H97V251H96ZM96 252H95V255L97 254ZM105 252H106V251H105ZM107 252H108V251H107ZM113 252L115 253L114 249H113ZM113 252H112V253H113ZM122 252H124V251H122ZM164 252H165V251H164ZM180 252H181V250H180ZM13 253H14V252H13ZM91 253H92V252H91ZM112 253H111V254H112ZM125 253H126V252H125ZM195 253H196V252H195ZM197 253H198V254L200 253V248H199V250H198ZM30 254H31V253H30ZM69 254H68V255H69ZM77 254H78V253H77ZM80 254H81V253H80ZM115 254H116V253H115ZM184 254H185V252H184ZM193 254H194V253H193ZM21 255H22V254H21ZM61 255H62V254H61ZM63 255H64V253H63ZM93 255H94V254H93ZM95 255H94V256H95ZM113 255H114V254H113ZM120 255H121V254H120ZM177 255H178V254H177ZM179 255H180V254H179ZM185 255H186V254H185ZM199 255H200V254H199ZM245 255H244V256H245ZM28 256H29V255H28ZM79 256H80V255H79ZM81 256H82V255H81ZM111 256H112V255H111ZM191 256H192V255H191ZM248 256H247V257H248ZM76 257H77V256H76ZM106 257H107V256H106ZM122 257H123V255H122ZM180 257H181V255H180ZM182 257H183V255H182ZM186 257H187V256H186ZM193 257H194V256H193ZM193 257H192V258H193ZM67 258H68V257H67ZM89 258H90V257H89ZM118 258H119V256H118ZM118 258H117V259H118ZM183 258H185V256H184ZM190 258H191V257H190ZM31 259H32V258H31ZM124 259H126V258H124ZM193 259H194V258H193ZM195 259H196V258H195ZM253 259H255V257H254ZM63 260H64V259H63ZM78 260H79V259H78ZM101 260H102V259H101ZM120 260H121V257H120ZM92 261L94 262L93 259H92ZM96 261H97V260H96ZM107 261H108V260H107ZM107 261H106V262H107ZM178 261H179V260H178ZM195 261H196V260H195ZM204 261H205V260H204ZM254 261H255V260H254ZM63 262H64V261H63ZM67 262H68V261H67ZM82 263H84V262H82ZM97 263H98V262H97ZM107 263H108V262H107ZM64 264H65V263H64ZM66 264H67V263H66ZM94 264H95V263H94ZM99 264H100V263H99Z\"/></svg>","mask_w":264,"mask_h":264},{"label":"crops","instance_id":"0c3cea01","mask_svg":"<svg viewBox=\"0 0 264 264\" xmlns=\"http://www.w3.org/2000/svg\"><path fill=\"white\" fill-rule=\"evenodd\" d=\"M88 2V0H80V2H78L77 0H71L70 2H66V5H63L62 7H60V9L55 10L52 13V19L54 21H58V27L56 28V31L63 32V42L60 49H48L45 44L34 41V47L39 50L40 53L44 55V57H47L51 60H64L66 63H70V68L79 75L92 79L93 81L100 82L104 85L105 93L102 99L97 103H92L90 101L82 99L80 96L71 95L63 82L60 79L54 78V76L52 75H49V78L42 83L43 88L42 93L40 94L41 99L44 98L45 87L49 86L50 97L52 95L56 98L61 90V94L64 95V99H66L68 102L76 103L78 110L83 112L99 110L106 105L107 95L110 89L108 80L111 79L115 74V68H105L96 64L94 61L87 60L85 58H81L77 63L72 62L70 50L75 44L74 40L77 35L86 33V31H79L72 34L68 32L67 25H69L77 17L88 15V9L86 6V3ZM100 4L103 7H106L108 5V3L104 2H100ZM99 36L102 37L101 35ZM38 66L42 68L41 64Z\"/></svg>","mask_w":264,"mask_h":264}]
</instances>
